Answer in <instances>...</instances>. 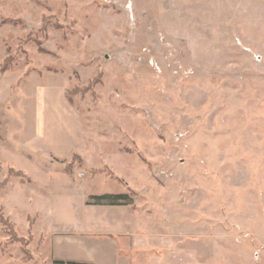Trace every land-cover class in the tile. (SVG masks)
I'll return each instance as SVG.
<instances>
[{
	"label": "rangeland",
	"instance_id": "obj_1",
	"mask_svg": "<svg viewBox=\"0 0 264 264\" xmlns=\"http://www.w3.org/2000/svg\"><path fill=\"white\" fill-rule=\"evenodd\" d=\"M107 207L264 264V0H0V264H107Z\"/></svg>",
	"mask_w": 264,
	"mask_h": 264
},
{
	"label": "crops",
	"instance_id": "obj_2",
	"mask_svg": "<svg viewBox=\"0 0 264 264\" xmlns=\"http://www.w3.org/2000/svg\"><path fill=\"white\" fill-rule=\"evenodd\" d=\"M123 210L120 207L105 209L108 218L112 219V225L116 227L114 231L108 232L107 236L120 241L119 245L113 241L112 250L110 249L105 254L110 257L104 261L107 264L111 262L114 264L118 262L121 264H209L208 261L198 260L194 250L182 248V241L178 240L177 236L162 234L161 225H154L149 220L144 224L143 221H138L131 214L122 216L119 212ZM91 226L94 225H85L82 234H80L82 238L86 239V236L95 234ZM56 259L62 262L105 264L95 257L82 260L71 258L66 260L62 257H56Z\"/></svg>",
	"mask_w": 264,
	"mask_h": 264
},
{
	"label": "trees",
	"instance_id": "obj_3",
	"mask_svg": "<svg viewBox=\"0 0 264 264\" xmlns=\"http://www.w3.org/2000/svg\"><path fill=\"white\" fill-rule=\"evenodd\" d=\"M129 196L121 194V195H97L93 196L91 198V201H93L94 205H111V206H116L120 201H123L127 203L129 201ZM90 203V202H89ZM89 205V204H88ZM3 221V220H2ZM4 224H7L4 220ZM10 228V233L13 237L14 240L17 241V236L13 232L11 226L8 227ZM20 242H24V240H19ZM27 244V242H25ZM27 254L30 255V252L27 251ZM56 264H64L63 262L56 261ZM68 264H79V263H74V262H68Z\"/></svg>",
	"mask_w": 264,
	"mask_h": 264
}]
</instances>
